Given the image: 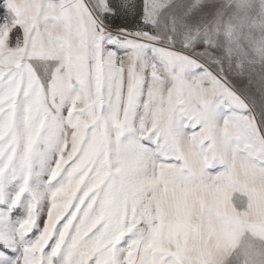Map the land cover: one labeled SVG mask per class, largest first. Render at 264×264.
<instances>
[{
    "label": "snow or ice",
    "instance_id": "6c2138e0",
    "mask_svg": "<svg viewBox=\"0 0 264 264\" xmlns=\"http://www.w3.org/2000/svg\"><path fill=\"white\" fill-rule=\"evenodd\" d=\"M0 264H264V0H0Z\"/></svg>",
    "mask_w": 264,
    "mask_h": 264
}]
</instances>
